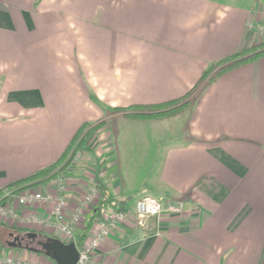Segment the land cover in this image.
Listing matches in <instances>:
<instances>
[{
	"label": "crops",
	"instance_id": "0c3cea01",
	"mask_svg": "<svg viewBox=\"0 0 264 264\" xmlns=\"http://www.w3.org/2000/svg\"><path fill=\"white\" fill-rule=\"evenodd\" d=\"M262 42L264 0H0V199L65 157L85 123L106 120L62 174L71 205L96 179L128 199L143 173L131 209L153 196L164 210L120 223L95 260L264 264V54L205 82L177 115L123 112L185 95L210 63ZM90 217L78 225L89 237Z\"/></svg>",
	"mask_w": 264,
	"mask_h": 264
},
{
	"label": "built area",
	"instance_id": "2783aa9c",
	"mask_svg": "<svg viewBox=\"0 0 264 264\" xmlns=\"http://www.w3.org/2000/svg\"><path fill=\"white\" fill-rule=\"evenodd\" d=\"M259 21L250 19L247 22V27L258 29ZM83 156V152L78 150L73 155L65 172L74 171L76 166L81 163ZM98 196L96 184H90L76 200V204L72 206L65 176L57 175L55 188L52 190L27 188L24 191L12 189L7 191L0 199V222L7 223L9 221L17 227L20 226L40 233H52L53 237L60 238L66 243L75 242L79 249L77 264H109L95 260L94 255L112 230L127 220H132L139 226H145L149 218L155 217L159 220L164 208L161 199L153 196L142 197L129 211H119L108 205L104 208L103 219L93 225L92 234L88 241L83 245H78V225L99 202ZM39 205L45 208L49 207V209L47 211L38 210ZM0 264L49 263L39 258L35 260L26 259L0 248Z\"/></svg>",
	"mask_w": 264,
	"mask_h": 264
},
{
	"label": "trees",
	"instance_id": "16d2710c",
	"mask_svg": "<svg viewBox=\"0 0 264 264\" xmlns=\"http://www.w3.org/2000/svg\"><path fill=\"white\" fill-rule=\"evenodd\" d=\"M259 47H250L248 49L239 51L229 57H226L224 59H221L217 62L210 63L207 68L203 71L199 81L197 84L185 95L172 99L170 101H166L163 103L153 104V105H141L137 107H132L128 109H123L125 116L130 118H138V119H158V118H165L173 115H177L181 113L182 111H185L186 108L191 103V98L195 94L198 88H200L205 82L211 81L214 79L217 75L220 73L226 71L227 69L236 66L237 64L243 62V61H249L252 60L262 54H264V49L260 51L258 50ZM105 121H101L94 125H89L88 123H85L77 132L74 139L71 141V144L69 145V149L67 150V153L65 157H62L54 164L24 178L17 182H14L10 186L16 187L18 191L26 189L27 187H31L33 185H39L43 182H46L53 178L56 175L63 174L69 165V163L72 160L73 155L78 150H84L85 149V143L89 139V137L95 133L97 130H99ZM71 153L69 159L66 160L67 155ZM95 184L97 186L99 195H101L102 200L98 202V205L93 208L91 211V217L87 220V230L90 228L93 224L100 222L104 217V208L108 205L113 206L115 209L119 211H129L131 209V206L129 204V199H120L117 197L112 196L106 189V186L104 183L96 179ZM7 226V224H4ZM9 227V226H7ZM11 231H18L20 232V228L15 226L9 227ZM85 229V228H84ZM15 233V232H14ZM46 236V235H45ZM48 236V235H47ZM78 236V245H83L85 242L88 241L89 236L86 234V231H82L78 228L77 232ZM53 237V236H52ZM10 240V239H9ZM0 243L3 246H9L8 242L4 243L0 238ZM46 248L49 249V242L47 243ZM54 260V259H53ZM55 261V260H54ZM56 262V261H55Z\"/></svg>",
	"mask_w": 264,
	"mask_h": 264
},
{
	"label": "water",
	"instance_id": "95a60500",
	"mask_svg": "<svg viewBox=\"0 0 264 264\" xmlns=\"http://www.w3.org/2000/svg\"><path fill=\"white\" fill-rule=\"evenodd\" d=\"M28 237H36L39 234L36 232L26 233ZM13 236V234H11ZM18 236H15L8 241L10 247H20L28 249L33 252H42L47 256L51 257L56 261L57 264H77L79 259V249L75 242L66 243L60 238L46 236L47 243L49 242L48 248H36L31 246L23 245L22 243L17 242Z\"/></svg>",
	"mask_w": 264,
	"mask_h": 264
},
{
	"label": "rangeland",
	"instance_id": "374dc122",
	"mask_svg": "<svg viewBox=\"0 0 264 264\" xmlns=\"http://www.w3.org/2000/svg\"><path fill=\"white\" fill-rule=\"evenodd\" d=\"M258 46L259 49L256 51H260L262 49H264V42L259 43L257 45H254L253 47ZM166 118V117H165ZM106 121V120H105ZM141 135H148V134H152L153 133V125L151 124V126H149V124H146V126H144V128L140 131ZM81 150V149H80ZM84 154V150H81ZM85 156V154H84ZM83 156V158H84ZM83 160V159H82ZM144 174L141 173L137 176V178L135 177V183L138 184V188L133 190L134 192L132 193L131 196L128 197V199L130 200L131 203L136 202L139 193L143 192V190L146 188L145 186V178H144ZM151 179V178H149ZM36 188H41L44 190L45 186L44 185H33L31 187H28V189H36ZM4 222H0V238L4 243H7L11 237L12 233H16L18 231H11L10 230V226H14V223H11L9 221H7V224L9 225V227L5 226ZM52 234V233H49ZM61 238H63L62 236H60ZM5 251L8 253H12L15 254L17 256H21L23 258H28L29 256H31L32 252L28 249H24V248H20V247H10V246H4ZM38 255L40 256H45V254L43 253H38Z\"/></svg>",
	"mask_w": 264,
	"mask_h": 264
},
{
	"label": "flooded vegetation",
	"instance_id": "af4514ba",
	"mask_svg": "<svg viewBox=\"0 0 264 264\" xmlns=\"http://www.w3.org/2000/svg\"><path fill=\"white\" fill-rule=\"evenodd\" d=\"M28 232H35V231L27 229L25 231L12 233L13 236L10 237V240L14 238L15 236H18L17 242L22 243L23 245L31 246V247L33 246L36 248H46L47 240H46V236L43 233L36 232L39 234L38 236L28 237L26 235V233Z\"/></svg>",
	"mask_w": 264,
	"mask_h": 264
}]
</instances>
